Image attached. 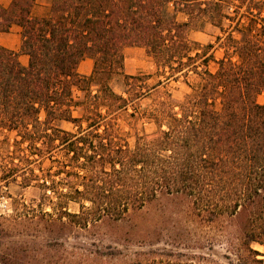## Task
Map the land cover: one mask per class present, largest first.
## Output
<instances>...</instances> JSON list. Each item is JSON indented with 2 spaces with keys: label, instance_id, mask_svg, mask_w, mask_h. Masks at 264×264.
I'll list each match as a JSON object with an SVG mask.
<instances>
[{
  "label": "trees",
  "instance_id": "1",
  "mask_svg": "<svg viewBox=\"0 0 264 264\" xmlns=\"http://www.w3.org/2000/svg\"><path fill=\"white\" fill-rule=\"evenodd\" d=\"M46 1L42 14L34 13L38 0L0 5V32L21 28L19 51L0 46V132L15 133L12 143L4 138L0 169H55L20 176L57 198L58 219L64 213L77 228L121 220L161 195L176 199L195 227L225 220L216 240L237 260L207 263L204 252L150 249L128 264L261 263L250 244L264 241V102L257 100L264 95V0ZM204 21L219 28L218 59L208 53L213 43L188 37ZM126 46L144 48L154 73L125 74ZM19 53L28 55L26 65ZM85 58L93 60L89 75L77 70ZM191 74L195 83H188ZM115 75L125 79L123 93L110 86ZM153 75L157 82L147 84ZM179 78L190 87L182 99L159 89ZM152 90L154 103L138 111L132 102ZM122 117L146 118L155 129L131 126V146ZM64 121L75 129L62 128ZM68 201L79 210L63 209ZM7 232L0 222V264H10L1 248ZM194 242L184 248H202Z\"/></svg>",
  "mask_w": 264,
  "mask_h": 264
},
{
  "label": "rangeland",
  "instance_id": "2",
  "mask_svg": "<svg viewBox=\"0 0 264 264\" xmlns=\"http://www.w3.org/2000/svg\"><path fill=\"white\" fill-rule=\"evenodd\" d=\"M47 1L38 0L35 7V14H42L45 11ZM178 19L183 15L178 14ZM220 34L219 28L209 22H202L197 27L189 30L188 37L199 42L201 45L213 43L208 53L213 59L222 56V49L217 46L216 36ZM128 47V46H126ZM127 55L123 49L125 74L144 75L153 74L155 65L145 49L138 46ZM125 48V47H124ZM212 71L216 63L212 60L208 64ZM156 76H151L146 83L153 85L157 82ZM197 76L191 74L188 83H195ZM140 85V82L138 83ZM111 88L117 93H123L126 89L125 79L122 75H115L110 80ZM160 90H168L175 99H182L190 91L183 78L171 80L164 83ZM95 90V87H92ZM73 95L78 99L82 98L83 92L74 88ZM156 91L145 92L140 98L135 99L132 104L138 111L149 109L157 97ZM259 102H264V95L257 96ZM130 106L128 112L133 111ZM73 114H80V107H75ZM120 120L124 132L128 131V142L132 146L135 141L134 126L139 132L151 133L154 125L146 118L133 120L129 117H122ZM61 127L66 130H74L69 122H61ZM12 143L15 133L6 130L0 132V157L6 155L7 142L5 137ZM12 150V146L9 147ZM1 160V159H0ZM50 164L45 159L43 166ZM55 169H0V222L7 229V235L1 240V248L7 250L10 264H128L137 254L139 257H146L150 249L166 251H185L188 253L204 252L206 260L203 262L226 263L229 257L237 263L236 257L227 249L226 243L218 241V226L225 223V220L212 227H195L189 221L184 203L167 196H160L154 201L146 204L140 210L128 213L118 221L102 219L95 224H89L86 228H77L70 222V216L62 214L58 219L59 211L54 210L53 201L57 198L50 192L37 185L35 180L29 183L22 181L20 174L30 173L41 174L42 171H54ZM18 174V175H17ZM16 179L14 180V178ZM65 209L68 213L79 210V205L68 201ZM63 223V224H62ZM196 231H193L195 228ZM202 245L201 249L184 246L193 245L194 241ZM212 243V244H210ZM251 248L257 251L256 259L264 264V241L262 243L252 242ZM98 247L104 251H110L100 257L92 255ZM154 255V254H153ZM151 255L154 257L156 255ZM174 263L182 258L171 256ZM202 263V262H199ZM252 264H257L252 262Z\"/></svg>",
  "mask_w": 264,
  "mask_h": 264
},
{
  "label": "crops",
  "instance_id": "3",
  "mask_svg": "<svg viewBox=\"0 0 264 264\" xmlns=\"http://www.w3.org/2000/svg\"><path fill=\"white\" fill-rule=\"evenodd\" d=\"M11 0H0V5L3 7H7L10 4ZM21 45V28L17 24H12L10 29L6 32H0V46L5 48L19 51ZM135 50V47L128 46L124 48V52L127 55H130L132 51ZM19 61L21 64L26 65L28 63V55L24 53H19ZM93 66V60L91 58L83 59L78 67L77 70L79 73L84 75H89L91 73Z\"/></svg>",
  "mask_w": 264,
  "mask_h": 264
}]
</instances>
